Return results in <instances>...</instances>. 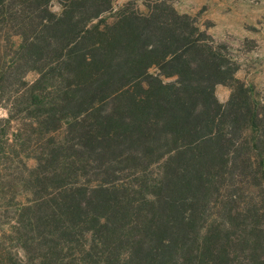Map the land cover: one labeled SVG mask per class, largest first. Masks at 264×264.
Returning a JSON list of instances; mask_svg holds the SVG:
<instances>
[{
    "label": "trees",
    "instance_id": "1",
    "mask_svg": "<svg viewBox=\"0 0 264 264\" xmlns=\"http://www.w3.org/2000/svg\"><path fill=\"white\" fill-rule=\"evenodd\" d=\"M113 1L0 0V264H264V90L166 0Z\"/></svg>",
    "mask_w": 264,
    "mask_h": 264
},
{
    "label": "rangeland",
    "instance_id": "2",
    "mask_svg": "<svg viewBox=\"0 0 264 264\" xmlns=\"http://www.w3.org/2000/svg\"><path fill=\"white\" fill-rule=\"evenodd\" d=\"M156 0H114L112 7L117 10L126 3L140 12ZM178 14L189 15L199 29L218 46L227 59L237 68L234 79L253 87L254 93L262 95L264 90V0H166ZM56 10L57 7L55 6ZM33 79V74L27 75ZM232 92L230 85H217L215 96L225 103ZM0 105V121L7 117L5 102ZM0 123V145L5 137L12 139V131L18 128L12 124L3 131ZM5 128V127H4ZM1 151V150H0ZM34 165L33 160L27 162ZM18 169L2 160L0 152V233L7 230L6 220L13 217L14 203L24 200V192L17 186ZM12 199L16 201H12ZM15 205V206H14ZM22 256L20 249L16 250Z\"/></svg>",
    "mask_w": 264,
    "mask_h": 264
}]
</instances>
